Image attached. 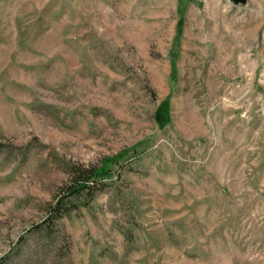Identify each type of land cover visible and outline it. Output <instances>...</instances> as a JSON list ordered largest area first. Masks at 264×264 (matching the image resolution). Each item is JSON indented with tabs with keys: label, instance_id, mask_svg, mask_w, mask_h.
Returning a JSON list of instances; mask_svg holds the SVG:
<instances>
[{
	"label": "rangeland",
	"instance_id": "1",
	"mask_svg": "<svg viewBox=\"0 0 264 264\" xmlns=\"http://www.w3.org/2000/svg\"><path fill=\"white\" fill-rule=\"evenodd\" d=\"M0 264H264V0H0Z\"/></svg>",
	"mask_w": 264,
	"mask_h": 264
},
{
	"label": "trees",
	"instance_id": "2",
	"mask_svg": "<svg viewBox=\"0 0 264 264\" xmlns=\"http://www.w3.org/2000/svg\"><path fill=\"white\" fill-rule=\"evenodd\" d=\"M161 111L163 120H165L169 112L168 101L162 102ZM114 160V158L105 159L100 167H72L69 181L62 188V196L58 198L56 203L51 207V215L62 217L69 212L67 205H69V202L71 203L72 199H78L83 195L92 197L95 192L104 185L103 181L100 179L101 175L110 170L109 165Z\"/></svg>",
	"mask_w": 264,
	"mask_h": 264
},
{
	"label": "water",
	"instance_id": "3",
	"mask_svg": "<svg viewBox=\"0 0 264 264\" xmlns=\"http://www.w3.org/2000/svg\"><path fill=\"white\" fill-rule=\"evenodd\" d=\"M227 1H229L232 4H235V5L245 4L247 2V0H227Z\"/></svg>",
	"mask_w": 264,
	"mask_h": 264
}]
</instances>
